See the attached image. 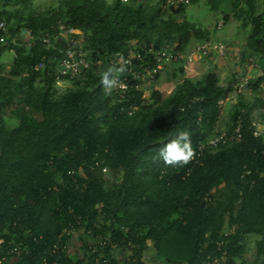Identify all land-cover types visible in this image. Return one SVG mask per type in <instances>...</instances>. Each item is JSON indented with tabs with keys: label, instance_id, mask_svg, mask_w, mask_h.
<instances>
[{
	"label": "trees",
	"instance_id": "1",
	"mask_svg": "<svg viewBox=\"0 0 264 264\" xmlns=\"http://www.w3.org/2000/svg\"><path fill=\"white\" fill-rule=\"evenodd\" d=\"M33 1L0 0L11 35L31 30L14 49L0 42V236L30 249L0 264H147L152 250L160 264H202L220 249L223 264H237L246 238L264 232V131L254 135L264 125V0L235 11L248 27L247 63L256 79L246 86L257 95L236 105L224 131L217 121L230 87L214 71L186 77L167 96L153 90L151 101L129 66L116 77L126 88L106 93L101 84L105 71L122 66L119 53L139 51L151 62L144 47L185 51L194 37L208 39L207 29L183 16L185 5L57 0L36 10ZM61 25L77 33L63 34ZM45 32L50 44L41 39ZM70 45L92 51L101 64L59 91L58 61ZM5 54L12 57L7 73ZM41 61L46 67L36 69ZM5 116L17 123L8 126ZM239 116V139L206 146L187 165L166 166L157 158L181 131L191 134L195 151L217 135L229 136ZM69 225L75 230L68 234ZM55 243L59 254L52 253ZM257 243L264 252V238Z\"/></svg>",
	"mask_w": 264,
	"mask_h": 264
},
{
	"label": "rangeland",
	"instance_id": "2",
	"mask_svg": "<svg viewBox=\"0 0 264 264\" xmlns=\"http://www.w3.org/2000/svg\"><path fill=\"white\" fill-rule=\"evenodd\" d=\"M56 1L57 0H34V4H29V7H33L36 10L44 9L56 3ZM245 4H248V0H192L185 5L183 16L186 15L188 20L195 24L196 27L207 29L206 32L209 38L206 40H198L194 37L186 46V51H183L185 52V59L177 63L167 62L159 70V76L156 79L143 80L141 82V87L144 91V97L151 101L150 96L153 90H159L164 96H167L176 87V84L186 77L191 80H198L202 78L207 71L214 70L218 75L219 84L224 86L229 85L230 87L227 97L220 100V116L217 121V127L221 131L227 130V127H230L233 122V117L231 118V116L236 105L257 95L255 91L246 85L238 84L244 76L250 77V80L252 79L253 81L256 79L255 67L247 63V60L251 58L245 43L248 27L247 25H242L243 22L241 19L236 18V14L241 13L238 12V5L242 6L240 8H242L243 11L245 8L243 6H245ZM164 6L167 5L164 4ZM230 10L232 11L229 12ZM235 11H237V13H235ZM224 13L227 14V19ZM176 17L179 20L182 18V15L180 14ZM18 37H20L21 40L25 39L24 36L21 35ZM30 40L31 39H28V41ZM201 42L208 44L223 43L226 47L225 53L223 55L212 53L211 56L198 57L194 53V49L196 45ZM173 47L174 46H167L169 49H174ZM4 57L8 58L5 67V73H7L11 66L9 58L12 57L10 54H5ZM254 60H257V58L255 57ZM56 84L59 91H63L66 88H71L74 83L72 80L60 79L56 81ZM263 86L264 85H261V87ZM257 110L253 113V117L255 118H258ZM5 120L10 127L17 123L16 116H5ZM263 238L264 232L261 234L249 235L245 241L246 250L241 259H236L237 264L242 261L243 264H260L264 259V252L259 250L257 242ZM72 248H76V245H73ZM152 252L153 250L148 251L146 254L145 258L147 264H160Z\"/></svg>",
	"mask_w": 264,
	"mask_h": 264
},
{
	"label": "built area",
	"instance_id": "3",
	"mask_svg": "<svg viewBox=\"0 0 264 264\" xmlns=\"http://www.w3.org/2000/svg\"><path fill=\"white\" fill-rule=\"evenodd\" d=\"M125 1V0H123ZM127 1H144V0H127ZM165 5L170 6H178L180 4L187 5L192 0H164ZM219 26V25H218ZM60 28L62 29L61 33L63 34H75L77 33L72 28H67L64 25H61ZM24 36V37H30L31 30L29 28H22L16 35H11L9 32V27L7 26V22L3 17H0V42L7 43L11 46V49H14L16 46H19L20 42L18 40V36ZM50 34L45 32L41 35V39L43 42H46L47 44H50ZM32 40L28 41L27 43L30 44ZM146 53L151 54L153 61H149L146 59L147 57L143 56L141 52L139 51H133L129 50V54L125 55L124 53H119L118 55V62L122 65L129 66L128 73L132 75L134 79L139 80V85L141 86V82L145 79L147 80H154L155 75L159 70L166 64L167 62H180L181 60L185 59V52L178 51L175 49H169L167 47H163L160 49H154L152 47H144L143 48ZM226 47L223 43H198L196 45V48L194 49V53L198 57H207L211 56L212 53H217L223 55L225 53ZM61 57L58 61V71L56 73L57 80L60 79H68L72 80L74 78H81L83 79L86 76L87 71L96 66L101 64V59L93 54L90 50H82L77 49L75 46L70 45L67 46L64 50L61 51ZM137 61V64H134V62ZM46 67V62L41 61L38 64L35 65L36 69H44ZM250 80V77L244 76L240 82L239 85H247ZM237 84V85H238ZM117 85L122 88L127 87V82L124 80L117 81ZM236 85V86H237ZM259 126V127H258ZM241 127H242V120L239 116L236 120V126L233 130V132L227 136L226 133H222L220 135H217L208 142L201 143L198 151H195V155H200L202 149H204L206 146H209L211 148H214L222 143H227V141H231L234 139H239L242 135L241 133ZM264 131V125L257 124L254 128V135L258 136L261 135ZM103 170H106V168H103ZM245 173H249L248 169H245ZM69 173H74L73 170L69 171ZM74 226L69 225V227L66 229V232L69 234L71 232H74ZM228 232H226L227 235ZM31 236V233H29ZM36 239V237H33ZM223 244V241L217 242L218 247H220ZM30 252V249L27 245H23L21 243L17 244L15 243L14 239L12 237H4L0 236V263L6 259L8 256H14V257H20L24 254H27ZM59 245L54 244L52 247V253L59 254ZM226 262V251H223L220 249L219 255H213L212 253H209L206 256V261H204L202 264H223ZM53 264H57L56 261H53Z\"/></svg>",
	"mask_w": 264,
	"mask_h": 264
},
{
	"label": "clouds",
	"instance_id": "4",
	"mask_svg": "<svg viewBox=\"0 0 264 264\" xmlns=\"http://www.w3.org/2000/svg\"><path fill=\"white\" fill-rule=\"evenodd\" d=\"M127 2V0H125ZM127 71L126 66L109 68L101 76V84L106 93L117 85V76ZM111 77V78H110ZM195 157V150L192 146L191 134L188 131H181L168 143L159 149L157 158L162 160L166 166L187 165Z\"/></svg>",
	"mask_w": 264,
	"mask_h": 264
},
{
	"label": "crops",
	"instance_id": "5",
	"mask_svg": "<svg viewBox=\"0 0 264 264\" xmlns=\"http://www.w3.org/2000/svg\"><path fill=\"white\" fill-rule=\"evenodd\" d=\"M231 11H232V10H230L229 12H231ZM188 49H189V48H188ZM188 49H187V50H188ZM185 51H186V50H185ZM211 71H214V70H211ZM214 72H216V71H214Z\"/></svg>",
	"mask_w": 264,
	"mask_h": 264
}]
</instances>
